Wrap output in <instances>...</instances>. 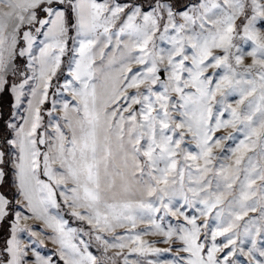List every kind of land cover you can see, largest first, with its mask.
Masks as SVG:
<instances>
[{"label": "snow or ice", "instance_id": "1", "mask_svg": "<svg viewBox=\"0 0 264 264\" xmlns=\"http://www.w3.org/2000/svg\"><path fill=\"white\" fill-rule=\"evenodd\" d=\"M0 264H264V0H0Z\"/></svg>", "mask_w": 264, "mask_h": 264}]
</instances>
